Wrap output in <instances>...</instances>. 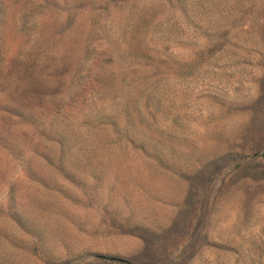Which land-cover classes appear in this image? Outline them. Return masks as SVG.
Returning <instances> with one entry per match:
<instances>
[{"label":"rangeland","instance_id":"obj_1","mask_svg":"<svg viewBox=\"0 0 264 264\" xmlns=\"http://www.w3.org/2000/svg\"><path fill=\"white\" fill-rule=\"evenodd\" d=\"M0 264H264V0H0Z\"/></svg>","mask_w":264,"mask_h":264},{"label":"water","instance_id":"obj_2","mask_svg":"<svg viewBox=\"0 0 264 264\" xmlns=\"http://www.w3.org/2000/svg\"><path fill=\"white\" fill-rule=\"evenodd\" d=\"M111 259H113V260H117V261H124V260H122V259H120V258H114V257H112Z\"/></svg>","mask_w":264,"mask_h":264},{"label":"crops","instance_id":"obj_3","mask_svg":"<svg viewBox=\"0 0 264 264\" xmlns=\"http://www.w3.org/2000/svg\"><path fill=\"white\" fill-rule=\"evenodd\" d=\"M97 256H100V255H97Z\"/></svg>","mask_w":264,"mask_h":264}]
</instances>
